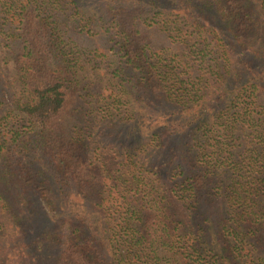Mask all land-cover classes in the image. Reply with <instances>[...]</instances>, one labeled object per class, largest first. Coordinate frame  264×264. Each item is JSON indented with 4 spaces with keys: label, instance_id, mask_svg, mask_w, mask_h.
<instances>
[{
    "label": "trees",
    "instance_id": "trees-1",
    "mask_svg": "<svg viewBox=\"0 0 264 264\" xmlns=\"http://www.w3.org/2000/svg\"><path fill=\"white\" fill-rule=\"evenodd\" d=\"M0 264H264V0H0Z\"/></svg>",
    "mask_w": 264,
    "mask_h": 264
},
{
    "label": "rangeland",
    "instance_id": "rangeland-1",
    "mask_svg": "<svg viewBox=\"0 0 264 264\" xmlns=\"http://www.w3.org/2000/svg\"><path fill=\"white\" fill-rule=\"evenodd\" d=\"M5 72H6V75L8 76V78H11V79L13 78V72H12V69H11V66L10 65H7V67L5 68ZM36 202L37 201L34 200V203H36ZM28 213L31 215V213L29 211H28ZM33 213H34V211H32V215L34 216ZM36 218H37V216H34L33 217V220H31V221H32L33 224L37 225L36 226V228H37L39 224H38V222L36 224V222H35L36 221ZM36 249L40 252L39 254H41V252H42L41 249H39V248H36ZM36 255H38V253H36Z\"/></svg>",
    "mask_w": 264,
    "mask_h": 264
}]
</instances>
